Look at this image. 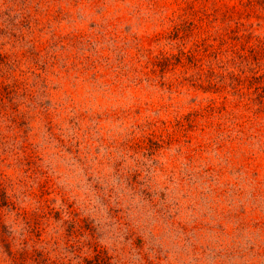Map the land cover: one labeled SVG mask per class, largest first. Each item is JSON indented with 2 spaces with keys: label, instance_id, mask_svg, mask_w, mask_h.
<instances>
[{
  "label": "rangeland",
  "instance_id": "374dc122",
  "mask_svg": "<svg viewBox=\"0 0 264 264\" xmlns=\"http://www.w3.org/2000/svg\"><path fill=\"white\" fill-rule=\"evenodd\" d=\"M264 4L0 0V264H264Z\"/></svg>",
  "mask_w": 264,
  "mask_h": 264
},
{
  "label": "trees",
  "instance_id": "16d2710c",
  "mask_svg": "<svg viewBox=\"0 0 264 264\" xmlns=\"http://www.w3.org/2000/svg\"><path fill=\"white\" fill-rule=\"evenodd\" d=\"M260 2H262L264 4V0H259ZM263 89H264V84L262 85ZM105 260H99L98 262L92 263L91 264H103Z\"/></svg>",
  "mask_w": 264,
  "mask_h": 264
}]
</instances>
